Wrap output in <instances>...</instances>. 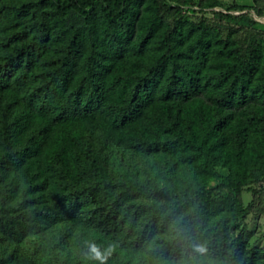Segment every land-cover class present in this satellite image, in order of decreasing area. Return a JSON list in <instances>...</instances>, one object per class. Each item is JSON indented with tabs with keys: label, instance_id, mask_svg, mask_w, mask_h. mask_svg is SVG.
Instances as JSON below:
<instances>
[{
	"label": "trees",
	"instance_id": "trees-1",
	"mask_svg": "<svg viewBox=\"0 0 264 264\" xmlns=\"http://www.w3.org/2000/svg\"><path fill=\"white\" fill-rule=\"evenodd\" d=\"M164 3L0 0V264H173L194 243L203 264H264V248L230 239L240 201L214 196L264 160L240 124L223 136L235 111L264 105L258 57L235 58L190 9L171 26ZM200 95L211 109L192 115ZM213 167L239 182L209 188Z\"/></svg>",
	"mask_w": 264,
	"mask_h": 264
},
{
	"label": "rangeland",
	"instance_id": "rangeland-1",
	"mask_svg": "<svg viewBox=\"0 0 264 264\" xmlns=\"http://www.w3.org/2000/svg\"><path fill=\"white\" fill-rule=\"evenodd\" d=\"M13 4L15 0H2V2ZM201 0H165L163 5L164 20L173 26L180 12L187 9L192 11L191 20L195 23H205L212 31L215 39L229 40L234 48V55L237 59H242L244 63L253 62L254 56L257 58L258 71L256 77L264 79V0H218L220 7L199 8ZM216 16V17H215ZM247 18L251 23L249 28H242L233 23V20ZM217 22L229 25V29L218 28ZM192 115L206 113L210 106V101L205 95H200L194 103L188 104ZM244 111H235V120L225 129L223 136L226 145L230 144L229 136L237 127H245V145L249 151L264 144V105L259 102L248 103ZM251 113L257 115V119H251ZM152 124L151 118L141 120L137 126L146 128ZM22 141L18 137L14 143ZM213 172L217 177L210 179L209 188L219 189L225 178L232 175V181L238 183L240 177L231 174L226 168L213 167ZM256 173H264V160L259 166H255L247 173V182L239 190H228L220 188L216 192L218 198H233L240 201L245 210L244 215L235 223L230 234L231 241L243 238L247 241V246H257L264 248V181L257 179ZM204 262V261H203ZM202 262V264H203Z\"/></svg>",
	"mask_w": 264,
	"mask_h": 264
},
{
	"label": "clouds",
	"instance_id": "clouds-1",
	"mask_svg": "<svg viewBox=\"0 0 264 264\" xmlns=\"http://www.w3.org/2000/svg\"><path fill=\"white\" fill-rule=\"evenodd\" d=\"M170 236L169 239L175 241L177 244H180L184 241V229L180 226V222L177 220L170 225ZM90 253L93 258L100 260L101 252L98 248L93 246L90 250ZM208 254V248L203 243H194L189 247L188 254L185 256L181 254L179 261L173 262V264H202L203 258ZM161 264H168L167 261H162Z\"/></svg>",
	"mask_w": 264,
	"mask_h": 264
}]
</instances>
